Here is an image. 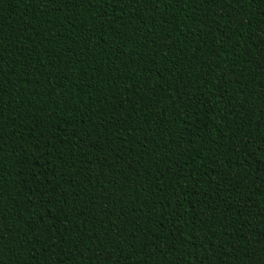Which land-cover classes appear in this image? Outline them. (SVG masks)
Returning a JSON list of instances; mask_svg holds the SVG:
<instances>
[{
    "label": "trees",
    "instance_id": "obj_1",
    "mask_svg": "<svg viewBox=\"0 0 264 264\" xmlns=\"http://www.w3.org/2000/svg\"><path fill=\"white\" fill-rule=\"evenodd\" d=\"M0 193V264H264V0H0Z\"/></svg>",
    "mask_w": 264,
    "mask_h": 264
},
{
    "label": "snow or ice",
    "instance_id": "obj_2",
    "mask_svg": "<svg viewBox=\"0 0 264 264\" xmlns=\"http://www.w3.org/2000/svg\"><path fill=\"white\" fill-rule=\"evenodd\" d=\"M241 0H237V3H240ZM0 196H2V193H0ZM13 239H18L17 237H14ZM4 244V238L2 235H0V254H2V247ZM21 247H23V243L21 242Z\"/></svg>",
    "mask_w": 264,
    "mask_h": 264
}]
</instances>
